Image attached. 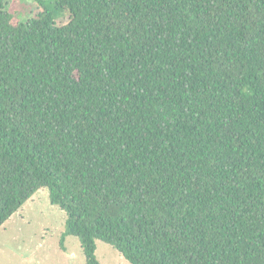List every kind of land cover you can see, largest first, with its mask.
Masks as SVG:
<instances>
[{"label": "trees", "instance_id": "obj_1", "mask_svg": "<svg viewBox=\"0 0 264 264\" xmlns=\"http://www.w3.org/2000/svg\"><path fill=\"white\" fill-rule=\"evenodd\" d=\"M37 1L0 0V227L47 188L86 264H264V0Z\"/></svg>", "mask_w": 264, "mask_h": 264}, {"label": "rangeland", "instance_id": "obj_2", "mask_svg": "<svg viewBox=\"0 0 264 264\" xmlns=\"http://www.w3.org/2000/svg\"><path fill=\"white\" fill-rule=\"evenodd\" d=\"M16 20L37 13V0H6ZM63 18L60 23L66 22ZM65 210L52 204L47 188L38 190L0 227V264H86L80 240L65 235ZM99 264H130L111 244L96 240Z\"/></svg>", "mask_w": 264, "mask_h": 264}]
</instances>
